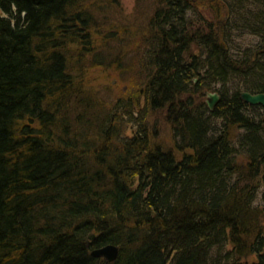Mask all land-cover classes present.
Instances as JSON below:
<instances>
[{
    "label": "trees",
    "instance_id": "obj_1",
    "mask_svg": "<svg viewBox=\"0 0 264 264\" xmlns=\"http://www.w3.org/2000/svg\"><path fill=\"white\" fill-rule=\"evenodd\" d=\"M87 2L0 0V264H264V0H138L129 66Z\"/></svg>",
    "mask_w": 264,
    "mask_h": 264
},
{
    "label": "rangeland",
    "instance_id": "obj_2",
    "mask_svg": "<svg viewBox=\"0 0 264 264\" xmlns=\"http://www.w3.org/2000/svg\"><path fill=\"white\" fill-rule=\"evenodd\" d=\"M114 1L115 0H88L87 7L89 9H93L95 11V14L99 20H102L100 22L101 26V35H106L105 31H110L112 28L120 29L123 31L130 32L127 33L128 39L130 40V43L127 44L126 47L123 48V52H126L128 54L129 59V65L132 64V58L137 54L138 49L142 46H138L136 42L140 41L138 39V36L140 37L141 28L144 26L146 22V17L150 13V5L148 2L141 3L138 2V0H118V3L114 7ZM193 2V5H195V8L202 12L206 18L212 20L215 18L214 15V9L210 6V0H191ZM104 11L107 18L104 17V13L101 12ZM97 39V38H96ZM101 39V38H100ZM104 39V37H103ZM114 41V40H113ZM112 42V41H110ZM104 45L109 46L108 43L105 41L103 42ZM99 46V45H98ZM125 62H127V57L123 58ZM90 75L91 73H94V75L97 76V79H101V77H108V83L116 85L115 94H119L122 92V90H127L128 86L127 81L124 79L127 77V75L122 76L119 72H117L114 69H109L107 67L97 68V69H90L89 70ZM197 82V78H195V83ZM212 92V93H219L216 89L213 90H205L204 94L202 96V101L205 103L207 102V93L206 92ZM113 94V95H115ZM103 98L107 99L108 101L111 100L109 98V95L104 92L101 94ZM207 104V103H206ZM160 136L158 137V140H161L164 144L170 143V126L169 124L162 119L161 125H160ZM131 125H129V129L127 134H131ZM261 205L264 207V203L261 202Z\"/></svg>",
    "mask_w": 264,
    "mask_h": 264
},
{
    "label": "water",
    "instance_id": "obj_3",
    "mask_svg": "<svg viewBox=\"0 0 264 264\" xmlns=\"http://www.w3.org/2000/svg\"><path fill=\"white\" fill-rule=\"evenodd\" d=\"M207 93V106L210 111H214L215 107L219 104L221 100V95L219 93H212V92H206ZM241 100L247 104L253 105V106H262L264 107V93H250L247 91H243L240 93ZM96 238L95 234L89 235V241L88 244H91V241H93ZM92 256L95 258H103L107 262H114L120 255V247L114 244H109L103 247H99L94 249L91 252Z\"/></svg>",
    "mask_w": 264,
    "mask_h": 264
},
{
    "label": "bare ground",
    "instance_id": "obj_4",
    "mask_svg": "<svg viewBox=\"0 0 264 264\" xmlns=\"http://www.w3.org/2000/svg\"><path fill=\"white\" fill-rule=\"evenodd\" d=\"M92 234H95V233H92ZM91 235V234H90ZM109 245V244H108Z\"/></svg>",
    "mask_w": 264,
    "mask_h": 264
}]
</instances>
